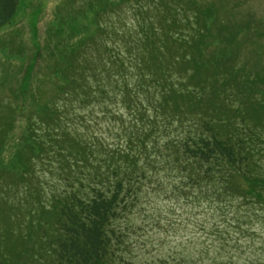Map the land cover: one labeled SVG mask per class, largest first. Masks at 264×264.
Here are the masks:
<instances>
[{
    "label": "trees",
    "instance_id": "obj_1",
    "mask_svg": "<svg viewBox=\"0 0 264 264\" xmlns=\"http://www.w3.org/2000/svg\"><path fill=\"white\" fill-rule=\"evenodd\" d=\"M170 1L98 7L97 0H81L70 15L92 18L85 29L72 20L80 37L54 55L55 66L45 72L58 84L51 101L31 109L0 102V151L19 115L26 135L19 151L23 171L12 170V181L0 182L9 218L0 228V264H155L123 253L144 188L161 184L162 172L179 179V193L193 187L209 197L264 203V110L250 93L262 86L250 72L238 77L231 42L222 43L213 63L199 61L203 31L210 30L200 26L199 4ZM20 5L0 0V29L13 23ZM182 11L186 22L179 19ZM14 42L12 35L0 49L11 53ZM96 105L110 113L117 106L119 141L86 129L83 111ZM37 163L55 172L56 195L28 191L25 169ZM21 184L25 199H35L28 207L4 195Z\"/></svg>",
    "mask_w": 264,
    "mask_h": 264
},
{
    "label": "rangeland",
    "instance_id": "obj_2",
    "mask_svg": "<svg viewBox=\"0 0 264 264\" xmlns=\"http://www.w3.org/2000/svg\"><path fill=\"white\" fill-rule=\"evenodd\" d=\"M121 1L125 0H97L96 5L108 6V2L119 4ZM195 1L199 4L195 12L200 13V26L206 23L210 29L203 31L207 36L200 40L203 48L198 60L213 63L214 58H219H216L219 56L216 54L221 53L222 43L231 42L238 77L242 79L245 71L250 72L255 86H262L258 91L251 89L250 93L253 100H259L264 110V90L261 91L264 89V0ZM80 2L20 0V9L13 23L0 29V43L7 42L14 35V45L17 46L11 53L0 49V102L22 104L26 109H31L36 104L45 105L51 101L58 84L45 72L55 66L54 55L64 53L66 46L74 45L80 37L81 34L73 30V23L83 21L82 29H85L87 20L92 18L86 15L84 19L81 14L70 15L73 6L80 9ZM131 2L137 3L138 0ZM180 4H183V0ZM209 10L212 14L208 13ZM104 16L106 18L107 15ZM124 16L132 25L129 13L125 12ZM192 17V13H189V20L194 22ZM179 19L186 22L184 11L179 13ZM16 49L22 51V56L15 52ZM36 49L39 55L35 54ZM25 74L28 76L27 82L22 81ZM38 74L48 81L38 82ZM111 109V113L104 112L96 105L86 108L83 116L89 132L115 143L119 141L117 131L120 132L121 120L112 115L117 106L113 105ZM262 113L261 117L264 118ZM122 119L127 125L128 120ZM25 136L24 117L19 115L13 132L7 136L5 149L0 151V182L12 181L7 175L12 170L18 173L23 171L24 162L19 151ZM41 166V163L36 166L31 164L25 169L24 182L28 191L37 195L35 191L38 188L39 197L56 195L58 185L52 184L55 177L58 181L55 172L52 174L48 168L45 170ZM162 173L159 174L161 184L151 186L147 183L144 202L131 217L130 230L133 232L123 253L126 258L155 264H264V203L253 201L246 204L236 197H209L193 187L180 189L179 193L175 188L179 179ZM10 189L4 195L17 200L18 206L33 204L34 198L25 199L29 193H24L22 184L19 189ZM7 208V205L0 203V228L8 222Z\"/></svg>",
    "mask_w": 264,
    "mask_h": 264
}]
</instances>
